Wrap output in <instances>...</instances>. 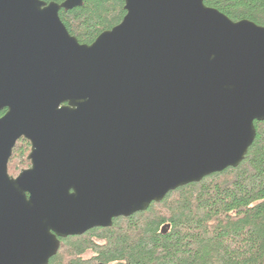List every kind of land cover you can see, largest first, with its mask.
Instances as JSON below:
<instances>
[{"label": "water", "instance_id": "obj_1", "mask_svg": "<svg viewBox=\"0 0 264 264\" xmlns=\"http://www.w3.org/2000/svg\"><path fill=\"white\" fill-rule=\"evenodd\" d=\"M81 3L0 0V264H46L60 237L236 166L264 119L263 25L123 0L82 43L58 14ZM20 135L31 166L11 176Z\"/></svg>", "mask_w": 264, "mask_h": 264}, {"label": "trees", "instance_id": "obj_2", "mask_svg": "<svg viewBox=\"0 0 264 264\" xmlns=\"http://www.w3.org/2000/svg\"><path fill=\"white\" fill-rule=\"evenodd\" d=\"M204 3L232 20L264 26V0ZM123 4L82 0L58 14L70 34L90 43L122 19ZM254 126V139L236 166L177 186L144 210L114 217L109 226L60 238L46 264H264V119ZM86 250L92 252L87 258Z\"/></svg>", "mask_w": 264, "mask_h": 264}, {"label": "flooded vegetation", "instance_id": "obj_3", "mask_svg": "<svg viewBox=\"0 0 264 264\" xmlns=\"http://www.w3.org/2000/svg\"><path fill=\"white\" fill-rule=\"evenodd\" d=\"M43 1L49 2V1H54V0H43ZM62 1H60V2H62ZM60 2H58V3H60ZM60 9H64V8H60ZM60 9H59V11H60ZM59 11H58V13H59ZM5 111H6V108L0 109V117L5 113ZM20 141L24 142L21 146H19V142ZM19 147H20V149H19ZM30 151H31V142H30V140L28 138H26L25 136L20 135L15 140V142H14L12 148H11V153H10V155L8 157V160H7V171H8V167L12 164L13 160L15 159V158H13L14 155H16L17 153L19 154L18 157H19V160H20V164H17L18 167L14 170V171H17V172H15L14 174H11V173L8 172L9 175L16 176L21 170L26 169V168L31 166V162H30L31 160L28 157ZM87 230H89V229H87ZM67 236H69V235H67ZM60 238H62V237H60ZM59 244H60V240H59ZM85 254H87V256H85L87 258V257L92 255V252L90 250H86L84 252V255Z\"/></svg>", "mask_w": 264, "mask_h": 264}, {"label": "rangeland", "instance_id": "obj_4", "mask_svg": "<svg viewBox=\"0 0 264 264\" xmlns=\"http://www.w3.org/2000/svg\"><path fill=\"white\" fill-rule=\"evenodd\" d=\"M17 164H20V160L15 158L13 160L12 164L8 167V172L11 174H14L15 172H17V171H14L18 167ZM112 264H114V263H112Z\"/></svg>", "mask_w": 264, "mask_h": 264}, {"label": "bare ground", "instance_id": "obj_5", "mask_svg": "<svg viewBox=\"0 0 264 264\" xmlns=\"http://www.w3.org/2000/svg\"><path fill=\"white\" fill-rule=\"evenodd\" d=\"M60 240V239H59Z\"/></svg>", "mask_w": 264, "mask_h": 264}]
</instances>
